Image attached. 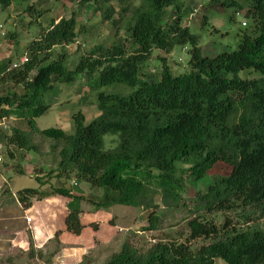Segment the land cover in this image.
Here are the masks:
<instances>
[{"label": "trees", "instance_id": "trees-1", "mask_svg": "<svg viewBox=\"0 0 264 264\" xmlns=\"http://www.w3.org/2000/svg\"><path fill=\"white\" fill-rule=\"evenodd\" d=\"M13 1L0 0V5L7 9ZM118 1L78 0V11L58 22L54 19L30 43V62L0 79V107L34 130L35 120L52 107L47 97L55 85L75 82L81 75L87 77L99 111L88 124L84 112L73 113L71 135L61 129L39 132L44 140L55 142L51 149L59 156L56 170H39L35 176L41 187L50 185L51 190H19L18 201L29 208L34 201L53 195L70 199L66 226L79 236L81 202L86 197L76 196L67 186L74 173L77 182L94 190L87 200L96 210L107 211L115 205L142 208L148 214L144 230L156 231L160 203L168 209L180 208L187 183H194L196 190L216 164L224 163L232 169L229 175H214L206 190H196L194 200L202 210L188 220L187 242L159 241L145 252L124 243L106 264H214L217 259L225 264H264V227L250 226L264 220V0L242 4L211 0L205 5L206 9L244 10L251 19L250 27L245 23L249 29L241 34L238 50L214 57L203 54L200 37L184 26L195 11L192 0H141L139 7L129 0ZM45 3L23 8L25 13H35L32 23L44 15ZM82 9L109 22L114 38L108 46L92 45L70 71L68 55L63 52L51 60L52 52L76 44L80 36H91L90 27L77 20ZM202 22L207 23L206 16ZM121 30L127 37L120 35ZM178 47L188 48L189 72L174 76L163 57L161 72L145 71L154 50L170 55ZM8 61L0 60V71ZM245 70H254L260 77L241 79L239 73ZM32 72L36 73L31 77ZM92 77H96L94 83L89 81ZM12 85L20 86L21 92H12ZM114 85L134 92L123 96L102 91ZM32 135L14 127L0 140L7 148L38 152L40 144ZM108 135L118 136V144L106 150ZM8 154L14 157L11 151ZM54 178L58 186L51 184ZM230 212H241L247 228L233 226L230 219L218 227L215 218ZM199 238L211 242L193 251L190 243Z\"/></svg>", "mask_w": 264, "mask_h": 264}, {"label": "rangeland", "instance_id": "rangeland-1", "mask_svg": "<svg viewBox=\"0 0 264 264\" xmlns=\"http://www.w3.org/2000/svg\"><path fill=\"white\" fill-rule=\"evenodd\" d=\"M39 1L45 3V13L38 22H33V14L23 12V8L33 6L36 3V8L39 7ZM135 7H139L142 3L141 0H129ZM185 3L191 0H183ZM211 0H192V8L195 11L190 14L184 21V26L189 27L191 32L200 37V47L205 56L214 57L225 52H234L240 46L241 34L249 29L251 19L247 16L244 10H237L234 7L225 6H207L205 5ZM224 1V0H219ZM242 4L244 0H229ZM78 0H14L11 6L7 9H2L0 5V60H14L20 58L25 53H28V46L30 43L39 38L54 19L56 22L60 18H69L73 15L74 11H78ZM119 1L117 0V3ZM190 2V3H191ZM80 16L77 18L78 23L81 25L86 24L90 27V35L86 37L80 36L79 43L69 47H56L53 49V58L56 60L58 55L66 53L68 55L66 66L68 70L74 71L79 63L80 57L83 53L90 50L92 45L105 44L108 46L114 38V31H110V23L102 22L99 14H92L88 9L79 11ZM204 16L207 17V23L203 24ZM246 16V17H245ZM117 18V17H115ZM249 27L242 26L243 23ZM114 30H116L114 28ZM15 34L14 39H10L8 35ZM7 35V37H6ZM120 35L126 36V31L121 30ZM160 57L167 59V64L170 67L171 73L174 76H179L189 72L190 54L188 48H176L172 54L166 55L164 52L154 50L150 62H148L145 71L154 72L162 70V60ZM36 72L32 73L34 76ZM31 76V77H32ZM241 79H255L259 78V73L254 70H245L239 73ZM86 76H78L75 82L72 83H57L54 91H52L47 100L52 101V107L49 112L35 120V130L31 129L29 125L22 120H17L11 124L13 127H18L26 133L33 134L35 143L40 144L42 151H47L52 154L53 149L50 145L55 144L54 141L44 140L39 132L48 129H61L66 134L73 133V120L72 115L77 111L84 112L87 124L94 118L99 116L95 103L96 98L90 93L89 87L86 85ZM96 77L89 79L90 83H94ZM92 86V85H91ZM12 92H21L20 86L12 85ZM109 94H118L128 96L134 92V89L125 85H114L107 89H102ZM79 91H82L79 93ZM88 96V101L85 97ZM86 99V100H85ZM87 101V102H86ZM34 130L35 132H32ZM105 149L109 150L115 148L118 144V136H105ZM116 142V143H115ZM39 154L36 151H33ZM55 152V151H54ZM40 157V156H39ZM10 160V159H9ZM38 160L28 161L24 163L22 155L19 157L17 163L21 164L24 173L14 176L12 187L16 192L21 188L38 189L41 184L37 180L38 172L40 169L37 167L40 163ZM232 169L224 163H218L209 172V176L203 179L197 188L200 191L206 190L207 186L213 181L214 175H229ZM36 176V177H35ZM70 181H68L69 183ZM67 183V186H68ZM189 185L186 193L184 194L183 201L180 208L172 210L165 208L160 203L158 214L160 218L159 228L156 231H145L144 227L147 224V212L142 208L126 207V206H113V220L110 223L94 224L91 231L99 244L96 245L97 250L89 251L84 260L78 263L70 262L63 259V254L55 255L54 251L58 247V239L54 240L53 250H42L24 252L20 249H14L8 254H0V264H106L111 256L119 252L124 243H129L138 248L140 252H145L150 249L159 241H175L187 242L189 237L188 220L192 219L195 215H199L202 208L196 203L195 184L187 183ZM69 187V186H68ZM191 187V188H190ZM96 191V190H95ZM218 227H222L226 219H230L233 226L238 228H247V224L242 218L241 212H230L219 214L216 218ZM214 219V221H215ZM259 225L264 227V220L253 221L250 226ZM100 228V229H99ZM101 234H104L102 237ZM211 240L199 238L193 240L190 246L193 251H197L202 246L209 244ZM34 253V257L30 256ZM52 255L53 258L47 261V257ZM55 255V256H54ZM214 264H225L222 260H215Z\"/></svg>", "mask_w": 264, "mask_h": 264}, {"label": "crops", "instance_id": "crops-1", "mask_svg": "<svg viewBox=\"0 0 264 264\" xmlns=\"http://www.w3.org/2000/svg\"><path fill=\"white\" fill-rule=\"evenodd\" d=\"M40 151H38L39 154H36L15 150L13 158L9 160L5 157L6 160L0 164V254L6 255L14 249L24 252H28L32 248L34 251L41 252H43L42 250H53L54 240L58 239L55 255L63 254L61 256L63 259L74 263L81 262L87 257L89 251L97 250L95 248L99 244L91 227L99 222H101L100 224L110 223L113 220L112 210L114 207L112 206L107 211L96 210L87 200L90 195L94 194V190L87 183L77 182L74 173L70 175L68 186L76 196L86 197V200L81 202L83 213L80 221L83 230L79 236L70 233L66 226L69 213L67 204L70 199L53 195L34 201L29 208L23 207L17 199V192L12 187L14 176L24 173L23 166L17 163L19 157L22 155L24 163L38 160L37 162L40 164L37 167L43 173L56 170L59 163V156L56 155L58 153L52 151L50 155L48 150ZM50 182L55 186L60 184L57 178ZM49 186H40L38 189L50 191ZM22 189L25 188L20 190ZM98 192L95 191V194L98 195ZM27 218H31V223L27 222ZM52 258L53 256L49 255L47 260H52Z\"/></svg>", "mask_w": 264, "mask_h": 264}, {"label": "built area", "instance_id": "built-area-1", "mask_svg": "<svg viewBox=\"0 0 264 264\" xmlns=\"http://www.w3.org/2000/svg\"><path fill=\"white\" fill-rule=\"evenodd\" d=\"M246 24L243 23V26ZM29 62V57L27 55H24L23 57L11 61L7 68L0 72V79L4 78L6 75L13 73L16 70L21 69L23 66H25ZM4 107H0V135L5 134L11 130V122L13 120L12 117L7 116L4 114ZM6 151V145L0 140V164L4 162L5 160V153ZM27 222L31 223V218H27Z\"/></svg>", "mask_w": 264, "mask_h": 264}, {"label": "clouds", "instance_id": "clouds-1", "mask_svg": "<svg viewBox=\"0 0 264 264\" xmlns=\"http://www.w3.org/2000/svg\"><path fill=\"white\" fill-rule=\"evenodd\" d=\"M244 23H245V22H244ZM242 26H243V24H242ZM245 26H246V25H245ZM0 28H2V26H0ZM76 44H80V43L77 42ZM74 45H75V44H74ZM72 46H73V45H72ZM67 47H68V46H67ZM24 55H27V56L29 57V62H30V56L28 55V53H27V54L25 53ZM24 55H23V56H24ZM23 56H21V57H23ZM21 57H20V58H21ZM16 59H19V58H16ZM16 59H14V60H16ZM1 61H2V60H1ZM11 61H13V60H10V59H9V61L7 62L6 68H7L8 64H9ZM29 62H28V63H29ZM28 63H27V64H28ZM27 64H26V65H27ZM23 67H24V66H23ZM23 67H22V68H23ZM6 68H5V69H6ZM22 68H21V69H22ZM19 70H20V69H19ZM3 71H4V70H2V71H0V72H3ZM16 71H17V70H16ZM14 72H15V71H14ZM32 73H33V72H32ZM8 75H9V74H8ZM8 75H6V76H8ZM6 76H5V77H6ZM31 76H32V74H31ZM2 79H3V78H2ZM2 86H3V83L0 82V88H1ZM2 107H4V106H2ZM4 108H5V107H4ZM5 109H7V108H5ZM5 109H4L3 111H5ZM4 114H5V113H4ZM5 115H6V114H5ZM7 116H9V115H7ZM10 117L13 118V120H12L11 123H13V122H15V121L18 120V119H17L16 117H14V116H10ZM13 128H14V127H13ZM13 128H12V126H11V130H10L9 132L5 133V134H2V135H10L11 132H12V130H13ZM0 136H1V135H0ZM50 146H51V145H50ZM50 148H51V147H50ZM12 149H13V150H12ZM14 149H15L16 151H19L18 149H16L15 147H12V146H10L9 148L6 147V151H5V153H4L6 159H11L8 153H9L10 151H11L12 153H15V150H14ZM53 153H55V152L53 151ZM56 155H58V154H56ZM5 157H4V158H5ZM6 159H5V160H6ZM5 160H4V161H5ZM8 183H9V182H8ZM8 183H7V184H8Z\"/></svg>", "mask_w": 264, "mask_h": 264}]
</instances>
